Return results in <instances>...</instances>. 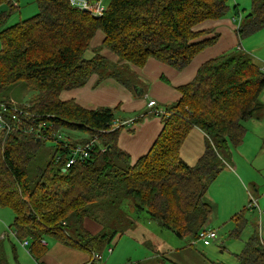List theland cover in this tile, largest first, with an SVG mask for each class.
Listing matches in <instances>:
<instances>
[{"label": "trees", "instance_id": "16d2710c", "mask_svg": "<svg viewBox=\"0 0 264 264\" xmlns=\"http://www.w3.org/2000/svg\"><path fill=\"white\" fill-rule=\"evenodd\" d=\"M35 1L36 14L0 32V103L7 107L0 113L6 124L0 125V207L13 215L10 228L30 242L35 258L45 252L42 240L48 238L101 255L117 234L109 232L108 219L131 198L137 214L145 212L178 237L199 241L212 213L207 189L232 162V149L244 139L243 122L257 118L263 107L264 70L254 57L237 47L205 61L190 82L178 87L180 98L159 117L161 132L134 164L118 146L125 123L117 108L85 109L59 95L84 86L93 74L130 88L128 63L142 67L150 57L182 70L218 37L198 41L206 33L195 30L198 24L224 18L233 6L237 35L245 38L264 27V0H251L250 15L243 18L229 0H110L100 16L69 0ZM17 2L0 0V5L15 9ZM97 30L104 39L94 49L90 43ZM101 48L125 61L126 72ZM17 83L35 92L17 102L18 109L5 91ZM192 128L200 129L206 141L197 163L189 166L180 151ZM73 130L83 134L75 136ZM47 140L53 143L50 159L32 171ZM91 140L88 156L66 167L71 150ZM85 219L103 231L91 234ZM233 220L230 236H240L246 219L238 214ZM200 257L202 264H224ZM235 259L236 264H264L257 232L250 233ZM0 264H8L2 255Z\"/></svg>", "mask_w": 264, "mask_h": 264}, {"label": "crops", "instance_id": "0c3cea01", "mask_svg": "<svg viewBox=\"0 0 264 264\" xmlns=\"http://www.w3.org/2000/svg\"><path fill=\"white\" fill-rule=\"evenodd\" d=\"M103 2L107 5L110 0H103ZM248 2H251V0H248ZM237 5L238 4H236V6ZM235 21L236 20L232 17H224L221 19L206 20L198 24L195 30L206 32L200 36L198 41H200L201 38L218 37L212 45H208L201 50L182 70L175 69L170 65L150 57L142 67L126 62L129 65L126 72L124 68L125 61L119 62L117 55L106 48H101L100 53L103 56L108 58L111 62L118 64L117 68L121 73H127L125 78L126 82L131 84L130 88L119 83L113 77H107L99 81V76L93 74L84 86L72 90H63L59 98L62 101L73 100L85 109H96L98 107L117 108L118 117L125 123V128L119 133L118 146L129 154L131 163L134 164L140 157L144 156L149 151L163 127L161 118L154 116L152 109L148 107L147 104L149 100H154L157 107L159 104L166 107L180 98L178 87L190 82L196 75L199 67L205 61L237 47H241L242 49L246 47L247 50H250L247 44L243 47V41H239L236 32L237 23ZM103 39L104 34L101 30H97L95 36L91 40V47L95 49L101 46ZM256 47V45L252 46V48ZM258 51L260 52V48H258ZM263 59L261 55V59H258L260 62L257 63L262 65V69L264 70ZM133 86L137 87V93L133 90ZM260 101L263 107L259 111L258 117L250 118L243 122V127L245 128L244 139L239 146L233 149L237 155L241 156L243 162L247 163V160H252L261 168H264V88L260 95ZM165 107L158 108L164 109ZM128 115H135V117L144 115V117L139 122L134 123L133 121L136 118H129L127 117ZM190 133L193 134L191 142L197 141V146L199 143H203L202 150L200 153H197L196 158L198 159L204 151L206 136L198 128H192ZM245 145L247 147L241 148ZM180 155L182 160L188 164L185 161L186 157L182 151H180ZM233 159L234 153L232 152V161ZM237 162L238 160L234 159L233 164L231 162L230 165L224 167L219 173L220 175L224 173L223 175L228 179H234V183L237 184L243 192V198L235 195L228 197L226 204L228 212L232 217L236 209H247L246 205H244V195L247 194V196L251 195V197H253L248 189L247 191L245 190L246 183L239 173V170L240 172L244 170L238 167ZM234 163H236L237 170L235 169ZM239 165H243L242 162ZM219 174L210 183L206 193L207 198L205 197V201L210 204L213 209H215V203L210 201V199H215L212 189L213 185L217 183V178L220 176ZM251 183L253 182H250V184ZM255 184L256 183H253V185ZM255 191L257 192V189H255ZM217 196H219L218 193H216V199L219 200ZM256 202L258 204L257 200ZM249 207L248 201V208ZM0 209L3 208L0 207ZM251 213L257 215L256 210H252ZM12 220L13 215L11 212L5 211L4 213H0V255L7 259L8 264H89L88 260L91 253L88 250L76 246H69L55 241L52 238L45 239L44 243L42 240V245L46 247L45 252L42 255L39 254V256L35 258L29 251L30 242L24 244V241L19 240L14 231L10 228ZM224 223H226V221H223V224ZM83 225L91 234H99L103 231L99 224L90 219H85ZM6 238H8L7 242ZM113 252V249L111 252H108L107 260L112 258ZM160 255L161 253H157L156 256L160 257ZM199 259H201L200 256Z\"/></svg>", "mask_w": 264, "mask_h": 264}, {"label": "rangeland", "instance_id": "374dc122", "mask_svg": "<svg viewBox=\"0 0 264 264\" xmlns=\"http://www.w3.org/2000/svg\"><path fill=\"white\" fill-rule=\"evenodd\" d=\"M229 1L232 5L238 4L237 7L241 18L250 13L251 2H248V0ZM17 4L18 7L15 9L7 4L0 5V30L11 27L18 22L31 17L38 11V6L35 0H18ZM102 4L104 7L107 6L103 0ZM235 12L236 11L232 6L231 10L225 17H235V22L237 23L236 26L238 28L239 18ZM239 41H243V47L247 44V47L250 50H247L246 47H244V49L254 57L256 62H260L258 59H261V55L264 58V27L245 38H239ZM254 45L257 47L252 48ZM1 46L0 33V49ZM258 48H260V52L258 51ZM1 91L2 88L0 86V92ZM5 91L6 98L14 101L15 103L12 107L17 109L20 107V105L16 104L17 102L28 101L35 93L32 88L24 86L22 83H17L13 86L11 85ZM158 107L162 108L165 106L159 104ZM127 117L132 119L137 118L135 115H128ZM75 133L78 135L83 134L80 131L73 130L74 135ZM192 136L193 134L189 133L184 146L181 149L186 157L185 161L188 164L190 162L189 166H194L197 163L199 159L196 158L197 153H200L203 148L202 142L199 143L198 146L197 141L191 142ZM52 146L53 143L51 140H47L45 144H43V148H41V151L38 153L36 160L30 165L32 171L43 167L49 161L53 150ZM245 147L247 146L245 145L241 148ZM232 152L234 153V159L238 160V167L243 168L244 170L243 172H240L239 170V173L246 183L245 190L247 191L248 189L249 192L252 193V196L258 201L259 208L264 210V168H261L252 160H247V163H245L241 160V156L236 154L234 149ZM241 162L243 165H239ZM234 166L237 170L236 163H234ZM223 174L224 173L221 175L219 174L220 176L217 178V183L213 185L212 192L215 199H210V201L215 203V209L209 205L212 208V213L206 226L209 229H214L217 233V237L215 240L211 241L209 245H203L200 240L194 241L188 239V237L182 239L173 231L163 228L156 221L147 218L145 212L137 214L134 210L133 200L127 198L126 200L128 201L125 203L126 205L124 204L125 208L121 206L123 213L122 211L116 210L108 219V224L112 226L111 229H109V232L116 230L117 234L108 245L104 246L101 259L93 264H202L200 261L201 259H199L200 253L204 257L216 262L236 264L235 254L242 250L245 241L248 239L252 231L257 232L260 241L262 240L264 242V212H260V210L258 212V209L256 208H248V201L249 205L251 203V195L247 196L246 194L244 195V205H246L247 209H236L234 216L232 217L228 212L226 204L228 197L235 195L243 198V192L239 186L234 183V179H228ZM250 182L256 184L253 185V183L250 184ZM255 189H257V192ZM216 193L219 194V196H217L219 197V200L216 199ZM252 210H256L257 215L251 213ZM5 211L9 213L11 212L5 208L0 209V213H4ZM238 214L243 215L246 219V224L241 231L240 236L233 237L230 236V232L236 227V222L232 219ZM223 221H226V223L223 224ZM7 240L8 238H6V242ZM108 246L114 250L110 260H107L109 254ZM157 253H161L160 257L156 256Z\"/></svg>", "mask_w": 264, "mask_h": 264}, {"label": "built area", "instance_id": "2783aa9c", "mask_svg": "<svg viewBox=\"0 0 264 264\" xmlns=\"http://www.w3.org/2000/svg\"><path fill=\"white\" fill-rule=\"evenodd\" d=\"M71 5L76 6L80 9H87L89 10L92 14L96 16H100L103 14L105 7L102 4L101 0H69ZM148 107L152 109V113L156 117H161L164 114L163 109H159L157 107V104L154 100H149L148 101ZM0 107L2 108V112L7 110V107L4 104L0 103ZM1 113V111H0ZM0 125L3 127L6 125L4 122V118L0 114ZM94 140H91L88 142L86 145H78L74 147L71 150L70 157L68 159V162L66 164V167H70L71 165L75 164L78 159H81V157L85 158L88 156V151L90 150L91 146L93 145ZM250 207L257 208L258 212H264V210H261L256 202V200L251 197V203L249 205ZM217 237V233L214 229H209L207 226L203 227L199 232H198V239L204 244V245H209L211 241L215 240ZM24 244L28 243L27 241L23 242ZM44 243V241H43ZM112 249L108 248V252H111ZM101 258V255L97 253H91L90 258L88 260L89 264L94 263L95 261L99 260Z\"/></svg>", "mask_w": 264, "mask_h": 264}, {"label": "water", "instance_id": "95a60500", "mask_svg": "<svg viewBox=\"0 0 264 264\" xmlns=\"http://www.w3.org/2000/svg\"><path fill=\"white\" fill-rule=\"evenodd\" d=\"M250 15V14H249ZM133 90L137 93V87L136 86H133Z\"/></svg>", "mask_w": 264, "mask_h": 264}]
</instances>
